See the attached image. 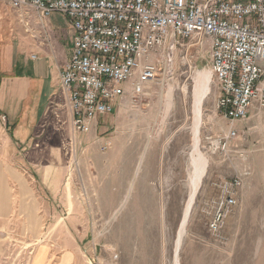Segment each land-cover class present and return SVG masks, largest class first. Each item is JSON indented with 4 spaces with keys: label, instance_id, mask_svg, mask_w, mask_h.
<instances>
[{
    "label": "rangeland",
    "instance_id": "rangeland-1",
    "mask_svg": "<svg viewBox=\"0 0 264 264\" xmlns=\"http://www.w3.org/2000/svg\"><path fill=\"white\" fill-rule=\"evenodd\" d=\"M42 19L32 8L0 0V83L18 73L24 57L36 54L30 50L44 37ZM209 64L207 38L198 44L182 41L172 74L161 76L142 94L124 85L127 92L115 113L90 133L75 135L71 125L69 130L54 128L51 118L48 125L44 118L47 127L39 129L44 131L21 147L13 138L25 164L35 161L40 170L47 168L46 162L56 163V169L63 165L66 177L61 196L53 198L44 176L55 173L42 178L28 165L21 168L49 197L52 210H14L0 220V264H175L193 145L195 77L211 71ZM58 96L65 103L61 90ZM217 98L212 77L200 137L209 169L179 264H264V109H253L247 120L235 124L238 137L223 152L207 145L208 137L224 134L230 126L217 109ZM67 114L65 103L61 116ZM6 116L0 113V142L13 137L14 126ZM235 177L242 180L238 203L214 231L211 223L223 185Z\"/></svg>",
    "mask_w": 264,
    "mask_h": 264
},
{
    "label": "built area",
    "instance_id": "built-area-1",
    "mask_svg": "<svg viewBox=\"0 0 264 264\" xmlns=\"http://www.w3.org/2000/svg\"><path fill=\"white\" fill-rule=\"evenodd\" d=\"M41 18L58 14L73 30L61 92L73 134H88L115 113L130 85L134 94L172 74L182 41H209L217 109L229 130L207 138L228 152L236 123L264 109V0H7ZM106 149V146L103 147ZM240 177L226 181L211 228L219 230L238 203Z\"/></svg>",
    "mask_w": 264,
    "mask_h": 264
},
{
    "label": "crops",
    "instance_id": "crops-1",
    "mask_svg": "<svg viewBox=\"0 0 264 264\" xmlns=\"http://www.w3.org/2000/svg\"><path fill=\"white\" fill-rule=\"evenodd\" d=\"M43 28V39L35 40L30 50L36 54L30 59L24 57L18 73L0 83V113L2 116L7 115L5 118L9 125L14 126L12 139L2 137L6 141L0 142V220L8 218L14 210H52L49 197L42 195L35 185V179L21 169L28 164L17 157V149L13 145V138L20 146L27 143L32 135L44 131L39 130L40 127H47L43 124L44 118L47 125L51 118V127L60 125L66 130L70 129L71 116H61L65 103L58 96V92L61 90V71L69 62L72 53L73 30L58 14L45 19ZM24 46L22 43L21 47ZM119 105L120 102L115 111ZM28 162L33 172H41L42 178L44 173H55L48 179L44 176L45 188L53 198L60 197L66 177L64 166L59 165L60 169H56V163L51 165L46 162L43 165L47 168L40 170L39 163L31 160ZM65 206L69 210L68 204ZM71 261V256H67L66 262Z\"/></svg>",
    "mask_w": 264,
    "mask_h": 264
},
{
    "label": "bare ground",
    "instance_id": "bare-ground-1",
    "mask_svg": "<svg viewBox=\"0 0 264 264\" xmlns=\"http://www.w3.org/2000/svg\"><path fill=\"white\" fill-rule=\"evenodd\" d=\"M212 77H213L212 72L206 70L197 72L195 77L194 106H193L194 120L192 126L193 145H192V152L190 155L188 177L185 184L187 191V199L185 202L183 215L179 225V230L177 235L178 237L176 239L177 241L175 247V264H179L180 251L183 247L184 239L186 238L187 235V229L196 202V197L201 189V186L204 182V179L209 169L208 156L206 157L200 150V145H201L200 137H201V127L203 122V107L206 99L211 93ZM171 93L172 92H169L168 95L169 96L168 107H170L172 103ZM141 162L142 160L138 164V168H137L138 173L141 167ZM123 205H121V207Z\"/></svg>",
    "mask_w": 264,
    "mask_h": 264
},
{
    "label": "trees",
    "instance_id": "trees-1",
    "mask_svg": "<svg viewBox=\"0 0 264 264\" xmlns=\"http://www.w3.org/2000/svg\"><path fill=\"white\" fill-rule=\"evenodd\" d=\"M0 81H1V79H0Z\"/></svg>",
    "mask_w": 264,
    "mask_h": 264
}]
</instances>
